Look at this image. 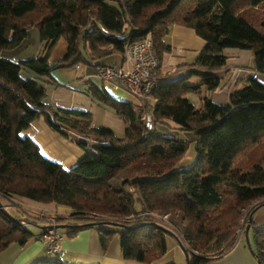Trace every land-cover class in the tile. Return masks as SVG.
Segmentation results:
<instances>
[{
	"label": "trees",
	"instance_id": "16d2710c",
	"mask_svg": "<svg viewBox=\"0 0 264 264\" xmlns=\"http://www.w3.org/2000/svg\"><path fill=\"white\" fill-rule=\"evenodd\" d=\"M108 1L0 0V50L20 45L36 26L45 42L44 55L18 62L0 57V251L37 236L23 227L31 217L40 219L17 204L26 202L68 208L56 214V223L66 224L70 236L95 228L103 250L119 234L123 257L145 264L164 255L166 236L174 234L149 213L166 215L179 231L188 264L224 254L241 222L246 231L250 219L253 252L264 264V227L253 221L264 206V155L246 172L233 166L239 152L264 136V81L248 78L227 104L207 96L200 107L185 100L188 92L220 86L216 72L227 65L226 48L252 50L254 70L264 75V33L254 26L264 24V0H110L116 6ZM174 25L191 27L204 40L191 64L195 84L190 75L164 80L159 68L151 94L135 104L86 81L93 98L122 119V136L95 125L88 110L46 101L43 82L52 70L114 63L107 60L124 55L130 40L150 38L162 64L172 51L166 36ZM60 38L67 49L50 59ZM148 98L155 101L152 109ZM39 117L61 133L92 137L90 145L78 142L85 152L72 167L45 157L22 134ZM178 131L190 132L195 141L197 157L189 168H177L188 147ZM34 264L67 263L55 258Z\"/></svg>",
	"mask_w": 264,
	"mask_h": 264
},
{
	"label": "rangeland",
	"instance_id": "374dc122",
	"mask_svg": "<svg viewBox=\"0 0 264 264\" xmlns=\"http://www.w3.org/2000/svg\"><path fill=\"white\" fill-rule=\"evenodd\" d=\"M108 2L116 6L115 2L110 0ZM259 9H263V7H259ZM258 12L260 13V11ZM248 20L252 22V19H250L249 17ZM254 26L258 29L259 32L264 33V24L259 25L254 23ZM166 39L172 44V39L169 37V35L166 36ZM173 47H175V52L173 53L175 60H173L172 63H168V58L170 57L172 51L170 53L165 54L164 56L163 67H162L163 76L165 77L164 80H170V79H175L190 75L188 80L190 81V83L195 84L197 82L198 77L197 75L190 73L191 70H194L191 67V64L196 59L202 47H197V45L194 42H189V44L186 45H180V47L178 45H175ZM44 48H45V42H42L40 40L39 28L36 26L29 29L28 36H26V38L20 43V45L10 49L7 48L0 50V56H2L1 54H3L8 56L6 57L7 59L18 62L21 59L29 58L32 56L44 55L45 54ZM66 49H67V44L65 40L63 38H60L59 40H57V42L54 44V46L51 49V53H50L51 58L62 56L66 51ZM224 52L227 55V65L229 64L228 62L233 59L235 65H241V66L246 65L247 67L244 66L243 68L249 69L248 74L242 77L243 81L241 84L243 85H238V86L234 85L236 81L234 72H231L230 70L225 71L223 69H220L216 72V74L220 77L221 80L219 90L216 93L213 91H207L205 89H201L199 92H193V91L188 92L185 95V100L187 102H191L196 106L200 107L202 105V99L207 96L218 104H227L229 102L230 93L235 89L242 88L243 86H245L248 82V78L254 76L256 79L260 81H264V78L261 76L262 73L254 71V57L252 50L226 48ZM122 58H123L122 54L118 53L116 55L115 62L121 64ZM77 65L80 66L81 69L77 68ZM77 65L54 69L51 71L52 77L51 76L45 77L46 79H49L56 83V85L54 86L50 84L48 85L45 84V86H47V96H48V98L46 99L49 102L51 96H53L54 94L55 91L54 87H59V86L63 87L65 85L64 83L65 80L71 81L68 82L67 85H70L78 77L81 78L80 81L86 82L87 78L83 75L82 70H85V67H87L88 64L79 63ZM22 74L23 76L27 75L25 71H23ZM52 78L58 80L60 84L59 83L57 84V82ZM92 81L93 82L96 81L98 85L101 84V80H99V78H94L93 80H91V82ZM103 84L105 90L115 99L121 101H130V102H134L135 104H139L140 102H145L144 99L137 98L126 89H119V90L113 89L112 85L106 80L103 81ZM65 89L68 91L71 90L69 88H65ZM76 93L77 96L75 97L74 100L75 104H73L72 107H67V108L89 110L91 111V113L93 112L92 121L95 125L97 126L103 125L110 127L111 129H113V131L117 136L123 135V121L121 118H119L117 115L114 116L113 114H112L113 116H111V114L109 112L107 113L106 110L104 109L96 110V106H94L93 103L90 105L89 100L85 102L86 98H84V96L79 91H76ZM55 96L56 98H59L58 94H56ZM148 99H149L148 101L149 108L150 107L153 108L155 105V101L152 98H148ZM63 104H69V102L63 101ZM61 107H65V105ZM34 126L36 127V129ZM29 129L38 131V134L36 135V140L37 143L40 145L39 146L40 150L44 154H46L45 156H47L52 160L59 161L67 169L72 167V165L76 163L77 159L80 156H82L85 152V149H83L78 142L84 141L89 145L93 142L92 137H86L80 135L73 130H64L63 133L56 131L52 127H50L42 117L35 119L30 124L28 130ZM32 130H31L32 136H35ZM50 132H53L55 134L54 138L49 136ZM178 137L180 139L187 140L188 147H187V151L178 162L177 168H189L197 157V153L195 149V141L192 140V136L190 132L187 131H178ZM263 155H264V136L258 142L250 144L248 147H246L241 152H239L233 160V166L241 168L243 172H246L252 167L253 164L257 163ZM17 204L24 210H27L25 206L21 204V202L20 203L17 202ZM223 208L224 207L220 205L215 209H213L212 213L216 214L219 211H221ZM9 210L12 213L19 214V212L14 211V209L12 208H10ZM263 210H264V206L258 208L253 215L254 219L256 215H259L260 212H262ZM32 214L35 215L34 213ZM160 217L161 216L158 214L155 215V218L157 219H160ZM30 221L32 222H25L23 227L31 232H37L39 230H42V227L47 225V221L41 218L36 220L31 217ZM263 227H264L263 225L260 226V228ZM58 230L59 232H64L65 228H59ZM172 235L171 236L174 239L175 244L173 248H170L171 249L169 252L170 258H173V262H175V264H186V257L183 248L180 244V242L182 241L175 235V233ZM254 236H255L254 229L251 228L246 232L244 230V221H242L241 225L239 226V228L235 233V240L231 244V247L228 249V251H226L224 254H222L219 257L209 260L205 264H215L217 260L225 258V256L231 251V249L233 247L235 248L237 245H241L243 247L250 261H252L254 264H260L253 252V248L255 245ZM35 262L36 261H33L30 264H34ZM244 264H246V260H244Z\"/></svg>",
	"mask_w": 264,
	"mask_h": 264
},
{
	"label": "crops",
	"instance_id": "0c3cea01",
	"mask_svg": "<svg viewBox=\"0 0 264 264\" xmlns=\"http://www.w3.org/2000/svg\"><path fill=\"white\" fill-rule=\"evenodd\" d=\"M168 35L172 39V44L169 41L168 42L171 44L173 48L172 53L170 57L168 58V63H172L173 60H175L173 56V53L175 52V47L173 46L178 45L180 47V45H186V44H189V42H194L197 45V47H203V44H204L203 39H201V37H198L194 29L188 26L174 25L173 27H171ZM27 36H28V33H27ZM1 55L2 56L0 57H3V58L8 57L3 54ZM122 57L123 58H122L121 64L124 63V55H122ZM49 58L53 59L57 57L51 58L50 56ZM115 59H116V55L109 57V60L107 61H114V63L118 64L117 62H115ZM230 61L228 62L229 64L226 65L225 68H223V70L225 71L230 70L231 72L235 73L236 81L234 85L236 86L243 85L241 84L243 81L242 77L248 74L249 69L243 68L246 65L244 66L235 65L233 59ZM162 67H163V63L161 64V67H160V72L162 73V76H163ZM77 68H80V66L77 65ZM82 71H83L82 72L83 75L89 81L93 80L94 78H99V80H101L100 85H98L96 81L94 82L92 81V83L96 85L99 89L105 88L103 84L104 80L97 75L96 66H93L92 64H88V66L85 67V70H82ZM261 76L264 78L262 74ZM53 80H55L57 84L59 83L58 80L56 79H53ZM80 80L81 78L78 77L70 85H67V83L71 81L65 80L64 82L65 85L63 87L62 86L54 87L55 91H54L53 96H51L50 98V102L47 99L46 101L55 106L61 107L65 105L66 108L72 107L73 104H75L74 100H75V97L77 96L76 91H79L84 96V98H86L85 102L89 100L90 102L89 104L91 105L93 103L94 106H96V110L104 109L106 110L107 113L109 112L111 116L113 115L115 116V114L111 110H109L105 105L99 104L95 100V98H93V96L90 94L88 90V85H86L87 83L85 81L83 82ZM43 84L44 85L50 84L53 86L56 85L54 81H51L49 79H47V81L45 80ZM45 87L47 89V86ZM65 88H69L71 90L68 91ZM219 88L220 86L217 89L213 90V92L216 93L219 90ZM56 94L59 95V98H56L55 96ZM46 98H48V96H46ZM63 101L69 102V104H63ZM31 130L32 129H29V130L27 129L23 131L22 134L30 137L39 147L40 145L37 143V140H36V135L38 134V131L32 130V132H34L35 134V136H32ZM49 134H50L49 135L50 137L54 138L55 134L53 132H50ZM40 152L44 156L46 155L41 150ZM50 209H54L61 213L69 211L68 208L62 207V206H58L56 208H50ZM254 220L253 221L257 225L264 226V210L260 212L259 215H256ZM60 224L65 225L64 227L65 231L59 232L60 237H61L59 240V243L61 246V252L57 254H50L47 251L46 245L44 243V239L43 237L42 238L40 237L41 233L44 232L43 230L44 226H43L42 230L33 232L37 236L30 238L25 244L13 242L9 246H7L4 250L0 251V264H30L33 261H40V260H45V259H55V258H58L62 262L67 263V264H145L137 260L126 259L123 257L119 234H115L110 239L106 249L103 250L101 241H100L99 232L95 228L81 229L74 236H70L68 233V226L62 222ZM171 235L166 236V249L167 250L164 253V255L158 259H155L149 264H169L173 262V258H170L169 252L171 250L170 248L174 247L175 242H174V239L172 238L173 235L172 236ZM244 260H246V264H254L252 261L249 260L248 255L244 251L243 247L241 245H237L235 248L233 247L231 249V251L225 256V258L217 260L215 264H244Z\"/></svg>",
	"mask_w": 264,
	"mask_h": 264
},
{
	"label": "built area",
	"instance_id": "2783aa9c",
	"mask_svg": "<svg viewBox=\"0 0 264 264\" xmlns=\"http://www.w3.org/2000/svg\"><path fill=\"white\" fill-rule=\"evenodd\" d=\"M160 60L152 40L148 37L134 39L127 42L124 48V63H106L96 66L97 75L108 81L113 89H126L139 99L148 97L158 81ZM20 203V202H19ZM25 208L37 217L47 221V228L43 234L46 249L50 254L61 252L60 234L56 228V214L58 211L40 205L23 203ZM154 221L179 235V231L170 226L167 216L155 218Z\"/></svg>",
	"mask_w": 264,
	"mask_h": 264
},
{
	"label": "water",
	"instance_id": "95a60500",
	"mask_svg": "<svg viewBox=\"0 0 264 264\" xmlns=\"http://www.w3.org/2000/svg\"><path fill=\"white\" fill-rule=\"evenodd\" d=\"M4 212L6 213V214H8L7 213V211L6 210H4ZM9 215V214H8ZM249 223H250V219H249V221H248V225H247V227H246V232L248 231V229H249ZM139 226H141V225H138L137 227H139ZM65 227V225H63V224H56V228L57 229H59V228H64ZM169 230V229H168ZM171 231V230H170ZM172 232V231H171ZM180 242V241H179ZM180 244H181V246H182V248H183V251H184V254H185V257H186V264H188V260H189V257H188V252L185 250V248H184V244L182 243V242H180Z\"/></svg>",
	"mask_w": 264,
	"mask_h": 264
}]
</instances>
